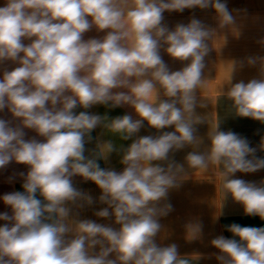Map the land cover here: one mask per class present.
<instances>
[{"label": "clouds", "instance_id": "obj_1", "mask_svg": "<svg viewBox=\"0 0 264 264\" xmlns=\"http://www.w3.org/2000/svg\"><path fill=\"white\" fill-rule=\"evenodd\" d=\"M194 8L214 9L221 28L236 24L222 0H5L0 64L18 66L0 78V112L7 109L19 123L0 118V169L15 161L28 171L20 174L22 192L2 197L12 214L0 213L7 222L0 226V264H192L178 254L175 243L156 242L160 218L173 210L166 202L169 191L180 186L185 172V164L170 154L186 146L194 149L185 157L189 168L220 166L224 199L230 196L245 215L264 220V182L231 178L264 169L257 149L246 138L219 130L217 123L208 133L207 151L195 150L203 142L196 125L205 123L196 109L206 107L197 92L204 85L215 29L195 17L171 30L163 23L166 11ZM93 28L107 31L102 38L85 40ZM161 48L173 60L189 63L171 71ZM245 62L260 65L259 78L232 84L234 62L225 94L236 116L264 123V57H248L240 67ZM94 105H128L139 118L75 112ZM145 121L157 131H174L141 136L119 149L123 171L98 163L117 151L111 140H99L85 155L97 127L126 141ZM25 129L43 140L25 139ZM75 176L98 186L99 202L107 207L95 215L114 217L118 229L72 215L73 207L94 202L74 186ZM186 231L189 239H197L202 224L190 222ZM228 231L234 238L218 236L210 242L219 250V264H264V227L233 223Z\"/></svg>", "mask_w": 264, "mask_h": 264}, {"label": "crops", "instance_id": "obj_2", "mask_svg": "<svg viewBox=\"0 0 264 264\" xmlns=\"http://www.w3.org/2000/svg\"><path fill=\"white\" fill-rule=\"evenodd\" d=\"M227 4L229 11L236 20L234 26L221 28L214 9H185L183 12H164L163 23L171 30L178 23L188 24L195 17L205 25L215 29L213 38L209 41L211 51L205 57L206 67L204 69V85L198 89V100L206 105L204 108L197 107L196 112L205 121L196 125L197 136L201 137L202 143L195 150L204 152L209 146L208 133L212 127L219 123V130L232 131L242 138H246L249 146L256 148L255 156L264 158V150L261 145L264 142V123L248 117L236 116L232 109V102L227 98V79L230 66L237 62L236 71L233 73L231 83L244 81L247 83L253 78H259L260 65L249 66L246 62L240 67L241 61H246L248 57H264V0H222ZM5 5V0H0V7ZM98 32L95 28L84 34V39L102 38L106 34ZM25 44L30 41L25 40ZM166 47V45L164 46ZM161 56L171 71L180 70L189 61L173 60L161 48ZM18 65L11 61L0 64V78L4 70H12ZM123 90V89H120ZM119 91V90H114ZM165 98L166 97H162ZM80 111H88L92 114L107 115L110 119L125 114L132 115L133 119H138L134 109L128 105L111 108L105 105H94L90 109L77 107L76 114ZM0 118L10 120L15 126L19 123L10 112L5 109L0 112ZM25 139L35 137L43 140L33 130L25 129ZM163 131H174V127H168L157 131L148 126L145 121L141 130L129 140H122L118 135L112 134L102 127H97L92 131V140L86 143L85 155L89 156L96 148L99 140H111L117 148L110 154L107 161H98L101 168L112 169L117 172L123 171L124 165L120 163L121 152L119 149L126 148L133 140L145 135L156 136ZM193 147L186 146L184 149L170 154V158L177 163L185 164V172L181 177L180 186L169 191L167 201L173 206V210L165 217H161L159 222L162 230L156 238L160 246H167L175 243L178 246V254L189 258L192 264H219L215 258L219 250L211 245V240L224 236L234 238L228 231V226L236 223L241 226L264 227V220L259 216L245 215L241 204L236 203L229 196L226 200L221 191V172L218 165H209L206 171L189 168L186 164V155L193 151ZM11 173H27L28 166L11 162L6 168L0 169ZM26 175V174H25ZM231 178L243 179L246 182L260 184L264 182V169L254 173H235ZM74 186L93 198V204L85 205L83 208H72V215L76 219H89L100 224H105L118 229L114 217L101 218L95 213L105 207L106 204L99 202L101 190L92 181H85L80 176L72 178ZM12 192L23 191L22 184L24 176L15 175L11 181ZM38 198L39 197L38 195ZM111 211V209H109ZM190 222L202 224V232L197 239H189L186 225ZM96 251H99L97 246ZM112 258V256H110Z\"/></svg>", "mask_w": 264, "mask_h": 264}, {"label": "rangeland", "instance_id": "obj_3", "mask_svg": "<svg viewBox=\"0 0 264 264\" xmlns=\"http://www.w3.org/2000/svg\"><path fill=\"white\" fill-rule=\"evenodd\" d=\"M20 174L21 173H11V172H6L4 170H0V213L7 212L9 215L12 214L11 208L4 204L2 197L7 193L12 192L11 181L13 180L15 175L17 176ZM5 223L7 222L0 220V226H3Z\"/></svg>", "mask_w": 264, "mask_h": 264}]
</instances>
